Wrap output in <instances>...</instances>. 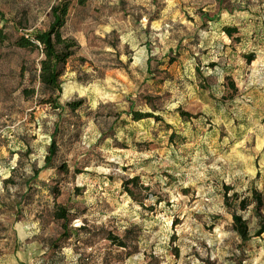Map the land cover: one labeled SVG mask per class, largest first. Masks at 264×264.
I'll use <instances>...</instances> for the list:
<instances>
[{
	"label": "rangeland",
	"instance_id": "obj_1",
	"mask_svg": "<svg viewBox=\"0 0 264 264\" xmlns=\"http://www.w3.org/2000/svg\"><path fill=\"white\" fill-rule=\"evenodd\" d=\"M57 2L0 0V264H264L254 205L229 209L223 195L264 204V0H70L61 33L78 50L61 110L23 97L42 56L14 45L47 30ZM132 178L147 188L128 185L134 199ZM57 205L81 229L54 245Z\"/></svg>",
	"mask_w": 264,
	"mask_h": 264
},
{
	"label": "trees",
	"instance_id": "obj_2",
	"mask_svg": "<svg viewBox=\"0 0 264 264\" xmlns=\"http://www.w3.org/2000/svg\"><path fill=\"white\" fill-rule=\"evenodd\" d=\"M223 0H217L218 3ZM87 0H77L79 6H83ZM70 0H58V2L50 8L49 17L51 19V24L47 30L36 32L27 37H20L15 43V47L23 50L34 51L38 50L41 53V60L39 62V70L37 75L31 80V83H38V90L34 86L24 88L22 90V95L26 100L33 98L35 96L40 97V102L44 104H49L53 109L61 110L58 99L61 93V78L65 72L66 65L68 61L75 55L78 50V45L76 41L72 38L64 37L61 33V29L65 24L66 17L69 12ZM223 32L231 38L237 31L233 28H224ZM6 41V35L3 30L0 29V44ZM252 61V56L247 58V62ZM229 86L233 88V84L229 78H226ZM145 103L150 107L152 112L159 111L158 107L154 104V98L150 96L145 97ZM82 106V102L69 103L66 108L75 112ZM132 120L135 122L141 121L147 118H153L155 121H161L158 116L152 113L141 114L137 112H131ZM187 114L182 113L181 116L185 117ZM58 131V127L55 126L54 132L51 136V142L49 144L47 155L45 157L44 168H52L53 161L56 156L57 146L55 142V135ZM61 171H67L66 166H60ZM38 174H36L37 176ZM128 185L133 187H139L141 190H147L139 184L138 178H132L124 183V191L127 195L134 199V192L128 188ZM231 189L224 188V201L226 206L230 209L231 205L236 207L240 211H245L250 205H254L253 211L254 215L258 220L259 230L257 232V237L264 233V216L262 214L263 200L261 194L256 191L251 192L250 198L239 199L236 194H232L229 198L228 192ZM238 201V202H237ZM52 217L54 221L60 223L61 233L59 237L55 240L54 245L58 242L69 241L75 236L81 228L70 227L71 221L74 219L69 216V210L66 207L57 205L52 212ZM232 219V230L241 240V244L244 245L250 240L248 233L247 223L240 215H237L236 211L231 210ZM111 243L119 248H125L126 244L121 242L119 239L112 235H108L107 238ZM205 264H213L206 262Z\"/></svg>",
	"mask_w": 264,
	"mask_h": 264
}]
</instances>
